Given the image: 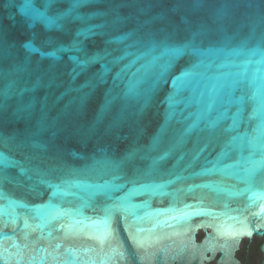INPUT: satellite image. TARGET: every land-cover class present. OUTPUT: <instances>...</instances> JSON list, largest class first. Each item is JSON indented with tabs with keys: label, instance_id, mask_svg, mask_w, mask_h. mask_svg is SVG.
<instances>
[{
	"label": "water",
	"instance_id": "95a60500",
	"mask_svg": "<svg viewBox=\"0 0 264 264\" xmlns=\"http://www.w3.org/2000/svg\"><path fill=\"white\" fill-rule=\"evenodd\" d=\"M254 236L264 0H0V264L237 262Z\"/></svg>",
	"mask_w": 264,
	"mask_h": 264
},
{
	"label": "flooded vegetation",
	"instance_id": "af4514ba",
	"mask_svg": "<svg viewBox=\"0 0 264 264\" xmlns=\"http://www.w3.org/2000/svg\"><path fill=\"white\" fill-rule=\"evenodd\" d=\"M262 242L263 238L258 236H254L252 239H244L235 253L237 262L233 260L219 262L220 254L218 253L206 264H264V256L261 251Z\"/></svg>",
	"mask_w": 264,
	"mask_h": 264
},
{
	"label": "snow or ice",
	"instance_id": "6c2138e0",
	"mask_svg": "<svg viewBox=\"0 0 264 264\" xmlns=\"http://www.w3.org/2000/svg\"><path fill=\"white\" fill-rule=\"evenodd\" d=\"M71 59L74 62L80 63L79 57H77V56H72ZM93 59H95V57H93ZM155 59L156 58H154L152 61H149L147 64L142 65L141 69H138L137 72L132 74L134 77H136V81H135V84H132L129 87V92L130 93L135 92L136 86L139 85V84H142L148 78L149 69L152 66V64L155 62ZM134 63H135V61L131 62L129 65H126L124 69H121V73L118 74V76H120L122 73H124L126 71V69L130 68L132 66V64H134ZM214 90H215V86H214ZM214 102L215 101H213V103ZM208 107L210 109L212 107V103H209Z\"/></svg>",
	"mask_w": 264,
	"mask_h": 264
}]
</instances>
